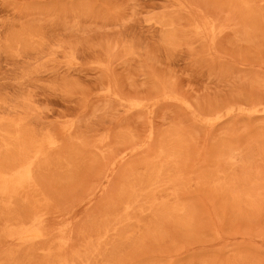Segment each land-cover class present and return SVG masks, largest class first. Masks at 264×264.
<instances>
[{
	"label": "rangeland",
	"instance_id": "rangeland-1",
	"mask_svg": "<svg viewBox=\"0 0 264 264\" xmlns=\"http://www.w3.org/2000/svg\"><path fill=\"white\" fill-rule=\"evenodd\" d=\"M0 264H264V0H0Z\"/></svg>",
	"mask_w": 264,
	"mask_h": 264
},
{
	"label": "bare ground",
	"instance_id": "bare-ground-1",
	"mask_svg": "<svg viewBox=\"0 0 264 264\" xmlns=\"http://www.w3.org/2000/svg\"><path fill=\"white\" fill-rule=\"evenodd\" d=\"M40 240H41V239H40ZM40 240H39V241H40ZM41 241H42V240H41ZM37 244H38V243H37ZM35 246H36V245H35ZM88 263H89V262H88Z\"/></svg>",
	"mask_w": 264,
	"mask_h": 264
}]
</instances>
